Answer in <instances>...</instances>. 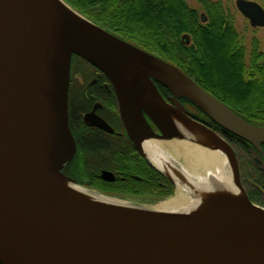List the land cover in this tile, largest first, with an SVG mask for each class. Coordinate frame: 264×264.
Masks as SVG:
<instances>
[{"label": "water", "instance_id": "1", "mask_svg": "<svg viewBox=\"0 0 264 264\" xmlns=\"http://www.w3.org/2000/svg\"><path fill=\"white\" fill-rule=\"evenodd\" d=\"M236 5L252 27L264 28L259 3ZM73 55L111 80L130 139L175 192L179 182L189 188L190 210L105 196L64 174L76 153L68 112ZM155 82L172 94V104ZM181 99L264 158V127L239 117L173 65L119 39L64 0H0V264H264V208L241 182L233 145L194 119ZM146 140L224 152L231 184H205L200 191L189 186L199 183L190 175L175 179L149 160ZM161 151L159 158L170 156L168 163L183 169ZM104 179L114 181L111 173Z\"/></svg>", "mask_w": 264, "mask_h": 264}, {"label": "trees", "instance_id": "2", "mask_svg": "<svg viewBox=\"0 0 264 264\" xmlns=\"http://www.w3.org/2000/svg\"><path fill=\"white\" fill-rule=\"evenodd\" d=\"M64 1L110 33L175 64L239 117L253 125L264 127V55L259 53L255 42L249 64L250 76L246 80L245 50L240 47L239 36L221 5L209 0H197L204 6L208 18V24L202 26L198 12L190 9L186 0ZM260 1L264 3V0ZM185 35L191 36L192 46L182 43ZM179 51L185 52L183 62L177 54ZM202 122L220 133L232 145L240 147L246 153H255L258 159L252 162V168L257 176L254 183L258 185L260 173L264 174V158L259 152L213 121ZM262 149L264 151V145ZM152 179L149 190L147 187H110L105 191L112 196H143L146 195V190L152 191L151 201L173 194V185L155 169ZM160 183L170 184L168 190L164 191ZM244 185L247 186L250 200L254 203L260 201L262 194L259 189L252 182Z\"/></svg>", "mask_w": 264, "mask_h": 264}, {"label": "flooded vegetation", "instance_id": "3", "mask_svg": "<svg viewBox=\"0 0 264 264\" xmlns=\"http://www.w3.org/2000/svg\"><path fill=\"white\" fill-rule=\"evenodd\" d=\"M200 21L207 23V16H202ZM115 36L128 42L124 38L117 35ZM188 36L189 35H187V37ZM185 38V36L182 37L183 44H185ZM128 43L132 44L130 42ZM134 46L139 48L136 45ZM139 49L180 70L179 67L168 62L163 57L144 49ZM177 54L180 61L183 62V55L185 52L179 51ZM155 85L161 97L168 104H172V94L162 86V84L155 82ZM180 102L189 110L194 119L200 121V119L195 116L191 103L184 99H181ZM68 112L70 130L76 142L75 156L67 164L64 171V174L68 178L85 188L103 194L109 193L105 190L110 187H119L123 189L135 187H140V189H142L143 187H147L148 190L150 189L153 182L152 177L154 168L147 162L140 149L136 147L127 134L121 117L119 101L114 84L101 70L77 55H73L71 58ZM145 119L151 129L156 134H160L158 128L146 114ZM147 141L148 140H146V143L153 142ZM133 172H139V174L136 175ZM104 173H111L114 177V181L104 179ZM246 182L251 183L252 181L246 179L242 181L245 189L247 186L244 185V183ZM160 185L164 188V191H166L170 184L160 183ZM257 187L260 191V184L257 185ZM246 192L248 194L247 189ZM151 194L152 191L146 190V195L143 196H111L141 203H158L169 198H160L151 201ZM107 195H110V193Z\"/></svg>", "mask_w": 264, "mask_h": 264}, {"label": "bare ground", "instance_id": "4", "mask_svg": "<svg viewBox=\"0 0 264 264\" xmlns=\"http://www.w3.org/2000/svg\"><path fill=\"white\" fill-rule=\"evenodd\" d=\"M200 24L202 26H206L208 22L205 23L204 21H200ZM179 125L183 126L180 123ZM166 148L174 152V159L182 166L183 169L175 170L173 166L167 161V159L170 160V156H164L166 159L162 160L156 155V153L162 152L161 149L167 151ZM143 150L146 152L147 157L153 164L159 166L161 169L163 168L164 171H166L171 176H174L175 179H177L178 173H180L181 175L185 173L188 176V179L189 175L192 176L199 183H197V185L190 183L189 186H196L198 189H200V191L204 189L205 184L206 187H211L219 184H222L223 186V184L225 183H230L231 178L229 176V173H227L228 169L225 165L226 154L224 152H210L198 145L180 141L168 142L164 144V146L161 143L149 142L143 146ZM78 189L75 188L74 190ZM188 190L189 188H187L186 191L185 186H183V184L179 182L178 188L176 192H174L176 193L175 197L168 199L167 201L163 200L159 203L152 202L150 203V205L154 206L152 208L165 211L190 210V207L194 205V201L186 195L185 192L188 193ZM79 195L80 194L75 193L76 197H78ZM92 196V200L97 202H100L102 199V197L98 195ZM116 203L117 202L111 201L110 204L117 205Z\"/></svg>", "mask_w": 264, "mask_h": 264}, {"label": "rangeland", "instance_id": "5", "mask_svg": "<svg viewBox=\"0 0 264 264\" xmlns=\"http://www.w3.org/2000/svg\"><path fill=\"white\" fill-rule=\"evenodd\" d=\"M209 1L212 2L213 4H216V5L219 4V5L223 6V8H224L223 11L225 12V14L228 15L227 17L233 23V26H234V28H235L238 36H239V39H238L239 45H240V47L244 48V50H245V64H246V67H247V70H246V73H245V78H246V80H248V78L250 76L249 64H250L251 54H252V51H253V44L255 42L258 45L259 53L264 55V28H252L251 27L249 21L237 10V7H236L237 0H209ZM246 1L257 2V3L261 4L262 7L264 8V3L261 2L260 0H246ZM186 3H187V5H188V7L190 9L195 10V11L198 12V16L200 18L202 16H206L207 15L204 6L201 3H199L197 0H186ZM185 37H186L185 38V45L188 46V47L192 46V41H191L192 38H191V36L187 37V35H185ZM154 54H156V53H154ZM156 55H158V54H156ZM260 64H262V62H260ZM192 108H193L192 110H193L195 116L198 117L200 120H202V121H209L210 120L209 118H207V116L205 114L201 113L198 110V108H196L194 106ZM172 142H175V141H172ZM166 143H168V142L161 143V144L164 146V144H166ZM233 147H234V149L236 151V154H237V157H238V160H239L241 182L244 179L251 180L252 184L254 185V187H257V185L255 184L256 183L255 179H256L257 176L255 175V172H253V168H252L253 164H254L252 162L255 159H258L257 156L255 155V153L253 151H250V152L246 153L245 151H243L238 146H234L233 145ZM167 151L170 154H172V156L175 155L172 150L167 149ZM263 176H264V174L260 173V182L258 183V185L260 184V193L262 194V197H261L260 201L255 202V203L257 205H259V206L264 208V187H263L264 178H263ZM174 191H175V189H174ZM97 193H99V192H97ZM100 194H103V193H100ZM103 195L112 197L111 195H107V194H103ZM175 196H176V193H174L172 196L167 198L165 201H167L168 199H171V198H173ZM126 201H129V200H126ZM129 202H136V203H140V204L150 205L149 202H142L141 203V202L131 201V200Z\"/></svg>", "mask_w": 264, "mask_h": 264}]
</instances>
